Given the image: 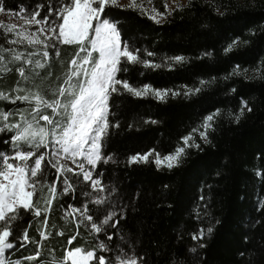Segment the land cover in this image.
Listing matches in <instances>:
<instances>
[{"label":"trees","instance_id":"16d2710c","mask_svg":"<svg viewBox=\"0 0 264 264\" xmlns=\"http://www.w3.org/2000/svg\"><path fill=\"white\" fill-rule=\"evenodd\" d=\"M36 3L47 4V0H5V6L14 12L21 6H30L31 10ZM58 6L53 0V7ZM111 15L124 25L122 39L134 41L138 48L155 51L157 55L152 59L157 63H162L164 56L187 58L172 69L133 68L127 74L130 83L172 88L198 85L201 79L210 81L196 95L169 97L164 102L151 96L118 98L119 106L112 111L119 127L111 130L105 142V151L112 160L102 166L98 164V168L103 172L102 183L116 189L111 199L120 203L131 195L139 202L140 212L136 223L130 224L124 233L114 234L113 240L125 236L121 243L131 245L151 264H165L172 254L183 258L184 264H264V79L255 74L246 73L255 77L251 79H246L245 74H232L237 65L241 70H252L264 59V0H192L183 8H176L160 24L135 10L113 8ZM237 37L241 43L225 52ZM0 44L10 47L1 29ZM15 49L25 55L34 51L31 47ZM74 52V47L62 45L60 57L52 60L54 75L43 84L37 78L22 85L26 88L40 85L45 90L48 84L54 86ZM206 52L211 55L205 56ZM18 66L19 62L9 63L11 71H0V90L9 91L10 95L13 94L10 89L20 79L15 71ZM241 100L247 101L252 111H245L238 122H230L229 113L239 110ZM25 107L20 101L16 104L0 101V108L5 111ZM214 109H220L221 115L214 122L209 136L211 143L189 149L181 166L169 170L157 168L152 161L128 163L130 156L150 149L161 154L172 151L181 142L180 137L197 127ZM0 151L10 152V148L0 141ZM48 175L55 179L50 167ZM82 190L91 191L77 186L74 193L64 194L53 202L48 214V230L52 235L43 242V256L38 259L48 261L52 259L49 253L62 257L66 248H91L99 242L97 235L89 234L83 226L77 229L71 217L67 222L63 219L64 197L67 196V203L79 207L77 197L80 201L85 199L79 195ZM201 195L206 200L198 220L193 209L200 203ZM30 220L29 214L14 222V235L23 236L27 229L29 236L39 239L36 222L32 220L29 224ZM209 225L213 228L211 234L206 232ZM61 229L63 236L56 234ZM198 229L205 230L199 242L192 239V233ZM69 235L77 236L71 245L67 244ZM192 248L196 250L190 251ZM34 249L30 240L9 255L16 259L33 254Z\"/></svg>","mask_w":264,"mask_h":264},{"label":"snow or ice","instance_id":"6c2138e0","mask_svg":"<svg viewBox=\"0 0 264 264\" xmlns=\"http://www.w3.org/2000/svg\"><path fill=\"white\" fill-rule=\"evenodd\" d=\"M56 3L59 6L54 8L53 0H47V4L36 3L31 10L30 6H21L19 13H12V9L5 6V0H0V13L17 15L22 22L6 24L0 21L5 41L9 45L26 44L34 49L25 55L22 51L0 44V71H11L7 67L9 63L20 64L15 68L20 79L10 89L13 94L0 90V101H11L12 104L20 101L26 105L23 109L10 108L7 111L0 108V133L4 134L0 136V141L10 148V154L0 151V264H66L69 261L70 264H151L131 245L121 243L125 236L122 235L119 241L113 240L114 234L124 233L130 224L136 223L140 207L131 195L120 203L112 200L111 194L116 189L102 183L103 172L97 167L112 160V156L104 150L111 130L119 127L118 121L114 122L112 110L118 108V98L125 95L136 98L151 96L164 102L169 97L196 95L210 81L201 79L198 85H175L172 88H157L150 83L137 86L129 82L127 74L133 68L172 69L186 62L187 58L181 55L164 56L162 63H157L152 59L157 55L155 51L138 48L134 41L122 39L124 25L111 15L112 9L135 10L160 24L174 10L167 0L165 12H159L154 7L150 10L145 8L143 0H56ZM172 3L176 8L184 7L179 0H172ZM33 25L37 26L34 30ZM240 43V38H235L225 52ZM62 45L75 48L61 74L62 80L58 76L54 86L46 85L47 90L40 85L24 87L22 82L31 83L39 78L43 84L54 75L52 60L60 57ZM204 55L210 56L211 53ZM36 56L39 59L34 60ZM247 71L237 65L232 74H245L246 79L255 78L248 77ZM252 71L255 76L264 79V59ZM245 111L251 112L252 108L247 101L241 100L239 110L229 113L232 117L230 122H238ZM219 115L221 110L214 109L204 116L197 127L180 137L181 143L172 151L162 155L150 149L148 153L130 156L128 163H147L149 155H152V162L157 168L172 170L181 166L189 149L201 148L197 134L200 141L211 143L209 136ZM5 136L8 139H4ZM49 167L54 170L55 179L49 178ZM57 181H60L59 185ZM77 186L90 188L91 191L82 190L79 193L85 198L80 201L77 197L79 207L76 203H67L65 196L66 207L65 204L60 205L65 207L63 219L67 222L71 217V223L77 229L83 226L89 234L97 235L99 242L91 248H66L62 257L49 253L52 259L48 261L38 259L43 256V242L52 235L48 230V214L53 209V202L64 194L74 193ZM105 192L107 196L103 195ZM205 200V196L201 195L200 203L193 209L198 220ZM29 214L36 222L39 239L29 236L27 229H24L23 236L14 235V222ZM203 214L206 215V211ZM212 231L209 225L206 232L211 234ZM56 234L63 236L64 232L61 229ZM99 236L104 239H99ZM204 236V229L192 233V239L198 242ZM76 238V235H69L67 244L71 245ZM20 240L25 243L31 240L35 249L31 255L13 259L9 253L14 255L17 247L25 246V243H18ZM199 246L203 247V244ZM165 264H184V261L172 254Z\"/></svg>","mask_w":264,"mask_h":264},{"label":"rangeland","instance_id":"374dc122","mask_svg":"<svg viewBox=\"0 0 264 264\" xmlns=\"http://www.w3.org/2000/svg\"><path fill=\"white\" fill-rule=\"evenodd\" d=\"M158 0H150V2H149V0H143V5H144V7L145 8H148L149 10L151 9V8H156L157 9V11H159V12H165L166 11V9H165V0H160L161 2H159V3H156ZM190 1H192V0H179V2L181 3V4H183V5H186L187 3H189ZM167 3H168V5H169V7L170 8H172V9H176V6H175V4H173L172 3V0H167ZM24 7H26V6H24ZM27 8V7H26ZM173 10V11H174ZM172 11V12H173ZM12 13H19V9L17 10V11H12ZM12 13H9V12H4V13H0V21H3L4 23H6V24H11V23H16V24H20V23H22L20 20H19V18H18V16L17 15H13ZM169 17V16H168ZM168 17L164 20V22L168 19ZM35 27H37V26H35V25H33L32 26V28H33V30L35 29ZM2 30V29H1ZM2 32H3V30H2ZM9 35H11V34H9ZM3 37H4V35H3ZM7 43V42H6ZM7 45H9L8 43H7ZM10 47H14V48H23V47H28L26 44H19V45H9ZM247 74H254L253 73V71L252 70H248L247 71ZM215 122V121H214ZM197 142L198 143H204L203 141H200L199 140V138H198V134H197ZM181 143V142H180ZM104 150H105V145H104ZM7 153H9L10 154V152H7ZM148 153V152H147ZM163 155V154H162ZM154 160V156H152V155H149V161H153ZM69 164H71V162L69 161L68 162ZM97 167H98V165H97Z\"/></svg>","mask_w":264,"mask_h":264}]
</instances>
